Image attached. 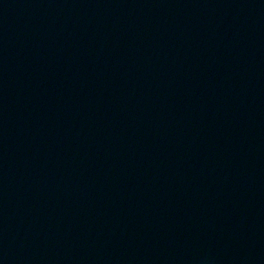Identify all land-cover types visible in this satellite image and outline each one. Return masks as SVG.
<instances>
[{"label":"water","instance_id":"water-1","mask_svg":"<svg viewBox=\"0 0 264 264\" xmlns=\"http://www.w3.org/2000/svg\"><path fill=\"white\" fill-rule=\"evenodd\" d=\"M0 264H264V0H0Z\"/></svg>","mask_w":264,"mask_h":264}]
</instances>
